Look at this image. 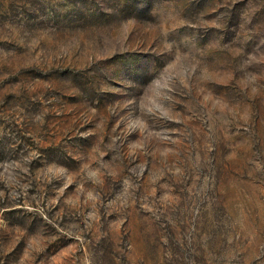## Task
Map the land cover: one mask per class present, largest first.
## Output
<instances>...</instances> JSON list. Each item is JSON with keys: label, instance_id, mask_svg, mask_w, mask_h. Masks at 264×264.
Segmentation results:
<instances>
[{"label": "rangeland", "instance_id": "obj_1", "mask_svg": "<svg viewBox=\"0 0 264 264\" xmlns=\"http://www.w3.org/2000/svg\"><path fill=\"white\" fill-rule=\"evenodd\" d=\"M0 264H264V0H0Z\"/></svg>", "mask_w": 264, "mask_h": 264}]
</instances>
